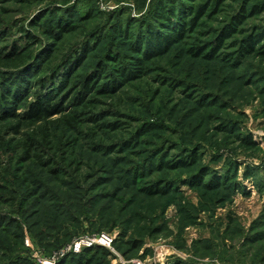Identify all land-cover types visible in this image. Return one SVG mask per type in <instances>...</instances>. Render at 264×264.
Instances as JSON below:
<instances>
[{
  "label": "rangeland",
  "instance_id": "rangeland-1",
  "mask_svg": "<svg viewBox=\"0 0 264 264\" xmlns=\"http://www.w3.org/2000/svg\"><path fill=\"white\" fill-rule=\"evenodd\" d=\"M214 1L0 0V264H264V38L239 50L264 36V0ZM205 5L193 33L112 87L166 31L155 16ZM13 47L33 58L17 71ZM54 73L70 74L62 111L24 121Z\"/></svg>",
  "mask_w": 264,
  "mask_h": 264
},
{
  "label": "trees",
  "instance_id": "trees-1",
  "mask_svg": "<svg viewBox=\"0 0 264 264\" xmlns=\"http://www.w3.org/2000/svg\"><path fill=\"white\" fill-rule=\"evenodd\" d=\"M189 1L193 2L194 0H189ZM220 1L222 2L223 0H215L214 1L215 6L219 5ZM206 8H207L206 5L199 6V7H184V8L179 7L178 9L179 15H176L178 10L176 12L175 7H172L171 13L169 12L167 14L164 12L163 14H159L155 16L153 19L154 22L157 23L159 26L163 25L162 28H164L166 31L162 35H159L153 32L152 30H149L148 35L145 36L147 37V39L142 38L141 43H140V44L145 43L144 45H146L145 47H146L147 53L144 56V60L137 59L136 63L134 64L135 70L134 72H131V73H134L133 75L130 73L128 75L126 73H123L122 71L120 73L121 78H119L117 82L113 84L112 87L114 88L115 85H119V83H121L122 81H126V79L128 78L140 77L141 74H143V70H144L143 67L145 65V62L150 61L149 60L150 58H159V57L164 56L165 54L169 53L172 47H174L175 45L179 44L184 39H186L187 33H193L194 30L197 28L200 22V19L202 18ZM243 12L242 14H239L233 18L234 21L231 25L226 26L224 30L218 33L217 40L215 41L213 46L210 47V52L207 53V55H205L206 58L210 59L214 57L216 53L219 51L218 49H220V47L225 42V40L232 38L237 33L236 27L240 23H242L244 20ZM57 25H58L59 34H62L68 31V29L65 28V25H67L66 23H63L62 24L63 26L60 25V23H57ZM49 35L52 37V39H55L53 38V35L51 34V32H49ZM263 38H264L263 35H258L255 38L248 37L243 41L244 44L240 46L239 50L243 53L252 54L255 52V49H254L255 45L259 44L263 40ZM29 51L30 50L28 48L25 50L24 48H21V47H13L9 55L5 56V61L3 65L8 69L12 68L15 71L24 68L25 66L29 64L28 61L33 60V58H31L32 56L29 55L30 54ZM196 51L197 52H194V56H202V54L204 53V51H202V49L200 48H198ZM77 56L83 57L84 54H82V56L81 55H77ZM77 56L75 57V59L77 58ZM71 63L69 64V62H64L63 67L71 68L70 67L72 65ZM69 76L70 74L68 73L67 74L63 73V75H60V76H59V73H54V74H51L47 78L45 77L42 81V84L44 86H47V85L49 86L51 84L52 86L51 91L47 92L46 94H43V96L37 97L32 103L28 104V107L26 108V111L21 116V118H23V120L26 122L29 121L32 124H36V123H40L46 119L51 118V116L54 114H59L63 108L59 106L60 104L56 106L53 101V98L55 96V91L56 93H58L59 91L67 87ZM93 82L94 81L86 83L81 94L80 95L77 94L73 97L77 108L83 106L81 104L83 101L82 96L89 93V91L91 90L93 86ZM20 88H23V87H20ZM20 88L15 89V92H18ZM112 89H110L109 87L108 88L104 87V89L101 92L97 91V93L110 92ZM6 103H7V100L6 99L3 100L2 97H0V108L3 107V104H6ZM74 119H75V116H74ZM73 121L74 120L72 119L71 122ZM109 127H113V126H109ZM179 164L180 163H177V165L175 164V167H178ZM184 165L186 164L184 163ZM196 182H192V184ZM218 183L219 182L216 181L212 187L218 186ZM154 188H156V186H153L147 192H149V194L151 195H153L154 193H160V190H158L159 188L157 189H154ZM93 248L92 247L84 248L82 251H80V253H82L83 255L89 254L90 252L93 251Z\"/></svg>",
  "mask_w": 264,
  "mask_h": 264
},
{
  "label": "built area",
  "instance_id": "built-area-1",
  "mask_svg": "<svg viewBox=\"0 0 264 264\" xmlns=\"http://www.w3.org/2000/svg\"><path fill=\"white\" fill-rule=\"evenodd\" d=\"M105 240V241H104ZM108 240V237L102 235L101 236V240L99 239L98 241L95 239H90L87 237H82L80 239H78L77 241H75L72 244V251L73 252H78L81 248H88V247H92L93 245H95L96 243L101 245L103 244V242H106Z\"/></svg>",
  "mask_w": 264,
  "mask_h": 264
}]
</instances>
